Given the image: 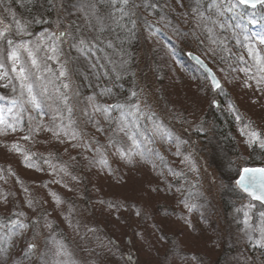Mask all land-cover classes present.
<instances>
[{"label": "snow or ice", "instance_id": "obj_1", "mask_svg": "<svg viewBox=\"0 0 264 264\" xmlns=\"http://www.w3.org/2000/svg\"><path fill=\"white\" fill-rule=\"evenodd\" d=\"M5 3L6 0H0V7ZM176 4L183 10L178 14L179 22L191 24L187 33L176 27L167 11H162L157 19L151 21L143 15V11L160 7L158 0H20V6L29 12L26 17H18L10 7H4L2 11L6 15L0 14V88L6 89L7 94L0 95V137L24 132L21 140L35 142V137L41 132L51 133L57 152L60 146H64V154L72 150L77 154H69V160L61 162L63 154L58 157L49 153L45 158L42 154L26 152L19 142L9 145L0 141V146L21 153L26 167L43 171L39 163L42 160L52 174L62 173L63 177L70 176L76 182L80 177L73 175L69 168L81 165L115 176L108 160L109 152L126 165L150 164L165 181V168L173 177L184 176L182 171L170 167L150 145L157 140L175 142L177 150L174 155L181 156L180 146L187 141L157 123L153 118L155 113L141 98L142 94L146 95L142 89L137 86L123 99L111 87L83 95V84L78 82L99 81L102 77L110 79V73L119 81L128 72L124 45L135 34L139 21L140 26H146L153 37L160 35L164 43L158 40L157 44L161 47L171 41L165 29H171L177 37H195L205 57L204 60L197 57V62L208 91L215 95L224 92L218 72L225 74L226 79L229 72L243 73L240 86L252 92V102L258 103L264 98V31H247L249 24H264V14L257 17L255 11H248L257 9L258 5L264 9V0H191L186 9L184 0H176ZM163 8L176 11L171 0H165ZM236 29H241V32L238 34ZM226 32H231V38L225 35ZM230 39L244 47L248 59L232 52ZM169 54L174 53L170 50ZM210 64L215 66V71ZM87 87L92 88L93 84L89 82ZM104 97L112 102L100 99ZM209 106L220 107L215 97ZM228 111L238 122H243L240 133L246 137L245 143L264 150V132L242 116L234 103ZM45 115L49 118L48 123L44 122ZM144 120H150L151 127L146 126ZM196 131H206L203 122L196 126ZM100 136L104 137L103 142ZM53 160L58 162L54 164ZM181 162L187 164L190 171L196 170L190 156H184ZM6 171L15 175L11 168H0V179L4 178ZM237 175L236 186L252 200L264 204V167L242 166ZM62 178L52 182L61 183ZM117 181L120 182L119 178ZM150 190L159 191L158 188ZM23 191L29 193L27 188ZM8 195L0 193V202L9 203ZM52 195L55 197L54 193ZM56 202L58 205L61 203L58 197ZM183 202L191 211L193 205L187 200ZM98 203L106 207L109 215L119 213L121 209L135 208L133 214L136 217L144 221L149 218L134 201L101 199ZM26 204L35 210L33 199L28 198ZM15 207L18 205L14 204ZM46 215L29 219L23 210H14L9 216L0 217V264H76L70 242L63 234L53 231L52 222ZM116 219L119 220L120 216L117 215ZM65 220L79 235L80 224L79 221L73 222L71 211ZM249 220L246 212L245 235L254 245L264 248V212L260 213L257 226ZM84 227L83 239L87 240L92 234L98 246L106 247L96 228ZM41 229L47 230V235ZM29 230L31 237L27 235ZM155 231L163 230L159 224H154L153 234ZM254 233H258V237ZM133 234L139 235L135 230ZM21 238L23 247L17 243ZM128 259L131 261V256ZM192 261L203 264L197 256H193ZM185 264H191V261L186 260Z\"/></svg>", "mask_w": 264, "mask_h": 264}, {"label": "rangeland", "instance_id": "obj_2", "mask_svg": "<svg viewBox=\"0 0 264 264\" xmlns=\"http://www.w3.org/2000/svg\"><path fill=\"white\" fill-rule=\"evenodd\" d=\"M171 3L176 11H183L176 4V0ZM184 3L186 9L189 2L185 0ZM2 9L0 7V14L6 15ZM190 26L191 24H185L177 28L187 33ZM146 29L145 26L139 27L140 34L142 33L139 37L142 50L136 60L134 80L128 84L129 89L135 90L137 86L142 89L146 95L142 94L141 98L149 105L150 111L155 113L153 118L157 123L165 126L174 136L187 141L180 146L181 156L174 155L177 150L175 142L165 143L157 140L150 145L165 158L170 167L178 172L182 171L184 176L173 177L165 168V181L150 164L126 165L109 152L108 160L115 170V176L99 172L97 168H69L73 175L80 177V181L76 182L70 176L62 178L63 174L56 178L47 164H44L43 168L46 172L26 167L22 161L23 155H17L16 152L0 146V168H11L15 173L13 175L6 171V176L3 175L4 178L0 181V193L10 194L9 203L0 202V215L14 208V204L18 205L14 210H23L29 219L47 214L46 218L52 222L53 231L63 234L70 242L69 247L74 252L76 264H185L186 260L195 264V261H192L193 256L201 258L203 264H264V248L254 245L248 239L244 225L247 212L249 223L257 226L264 207L244 193L238 197L234 189L237 188L235 182L238 175L235 176L238 170L242 166L247 167L251 159L249 153L252 149L245 143L246 137L240 133L243 122L234 118V132L229 134L232 137L224 146L216 133L214 119V115L222 119L224 113L228 114V118L233 117L228 109L234 103L242 116L252 121L257 130L264 132V98L258 103L252 102V92L240 86L244 79L243 73L229 72L226 79L225 74L218 72L224 92L215 95L208 91L201 69L191 63L192 61L178 64L166 46L157 44L161 39L160 35L153 37L150 30ZM167 30L171 41L181 50H185L187 55L194 52L204 57L202 47L198 46L193 35L177 37L171 29ZM229 47L235 50L233 44H229ZM233 53L236 56L244 55L245 59H248L242 45ZM157 59L160 69L155 67ZM233 63H236L235 60ZM164 64L168 65V70H163ZM210 66L216 70L214 65ZM233 76H238L239 79L232 80ZM213 97L219 108L209 106ZM46 118L45 121L48 120V117ZM202 122L206 131L198 133L196 126ZM143 123L151 127L150 120H144ZM22 136L19 132L11 133L7 137H0V141L9 145L19 142L26 152L41 153L45 158L49 153H54L56 142L52 141L51 133L41 132L37 138L38 142L21 140ZM99 138L103 142L104 138ZM60 148L63 152L64 146ZM74 152L76 153V150L69 154ZM255 154H258L259 158L263 157L261 161L264 160V150L257 147L255 153L252 151L253 157H257ZM184 156H190L195 171H190L188 165L181 162ZM68 160L69 155L66 154L61 162ZM52 162L55 164L58 161ZM157 163L159 164V161ZM88 175H92V180L97 182H93L96 188H91L90 193L86 194L84 180L88 179ZM60 177L61 183L49 185L51 180L61 179ZM23 188H27L29 193L25 194ZM152 188H158L159 191H151ZM188 192L194 199L190 200L193 203L198 201V198H203L200 201L203 202L204 213L197 215L185 206L183 201L187 199L183 197L186 198ZM195 195L197 196L194 197ZM56 197L62 200L59 205ZM87 197L88 202L85 201ZM28 198L36 202L35 210L27 207ZM101 199L134 201L146 211L149 218L144 221L136 217L133 214L135 208L121 209L119 213L112 212L109 215L106 207L98 203ZM188 203L190 204L189 201ZM226 209L235 215L227 216ZM70 211L73 222L79 221V235L65 220ZM117 215L120 216L119 220L116 219ZM154 224H159L163 231H155L153 234ZM85 225L97 229V235L106 247L98 246L92 234H89L87 240L82 238L86 230ZM134 230L139 235H134ZM41 231L47 235V230ZM27 235L31 237V230ZM253 235L258 237L259 234ZM17 243L19 247L24 246L22 238ZM19 247L16 249L17 254ZM124 255H130L134 263ZM85 256L90 259L85 260Z\"/></svg>", "mask_w": 264, "mask_h": 264}, {"label": "trees", "instance_id": "obj_3", "mask_svg": "<svg viewBox=\"0 0 264 264\" xmlns=\"http://www.w3.org/2000/svg\"><path fill=\"white\" fill-rule=\"evenodd\" d=\"M171 1H173V0H171ZM188 2L191 3V0H187V3ZM164 3H165V0H158V4L160 5V7H157L156 9H148L147 11H143V15H145L151 21V20L157 19L158 18V15L161 14L162 11H167L168 12V15H169V18L172 19V21H173V23H175L176 27H178L180 25H185V24H182V23L179 22L178 14L181 12V10H178V11L173 12L170 9H164L163 8V4ZM4 7H10L12 9V11L17 14L18 17H26V16L29 15V12L27 11V9L20 6V0H6V3L2 6V8H4ZM248 11H250V12L251 11H255L256 14H257V17H259L260 15L264 14V9H261L259 5L257 6V9H255V10L248 9ZM4 14H6V13H4ZM232 23L234 24L235 22H232ZM139 27H140V22L138 21V26L135 29V34L133 36H131V38L128 41H126V43L124 45V48H125V51H126L125 59L128 61V64H127L128 72L126 74H123L122 75V78L119 81L115 80L114 76L111 73L109 74L110 77H111L110 79L109 78H103L102 77L99 81H97L95 79H92L91 81H78V82H80V83L83 84V87H82V93H83V95H91V94H93V92H99L100 88H104V87H111L113 89V92L116 93V95H118L121 99L125 98L128 95L129 91L131 90V89H129V85L128 84L132 80H134L133 79V75H134V72H135V69H136V66H137L136 60H138V57H139V55L141 53V50H142V42L140 41V38H139L142 33L140 34ZM165 30L166 31H169L167 29H165ZM183 30H185L184 27H183ZM247 31L248 32H251V33H256V32L264 31V24H261V23H258V24H255V25L249 24L248 25V28H247ZM236 32L239 34L241 32V29H236ZM157 35L155 37H157ZM225 35L231 36V32H226ZM241 38H242V36H241ZM160 41L164 43L163 40L160 39ZM229 44H233L235 50L237 49V51L241 48V44H237L234 40H231L230 39ZM165 46H166V48H168L169 50H171V52L174 53V54H171V55H172V57L175 59V61L178 64L181 65V64H185V62H188V63L191 62V60L189 59L186 51L185 50H181L172 41L168 42ZM235 50H232V52H234ZM98 55H104V54L103 53H99ZM198 55L200 56V54H198ZM201 58L204 59V57H201ZM156 61L158 63L155 62V67L158 68V69H160L161 66H160V63H159L158 59ZM191 63H193V62H191ZM162 68H163V70H168L169 69L168 68V65L166 66V64H164L162 66ZM89 82H91L93 84V87L92 88L87 87V84ZM6 94H7V90L6 89H3V88H0V95H6ZM100 99H102V101H106V102H109V103L112 102V100L109 99V98H107V97L100 98ZM46 117H48V116L45 115L43 119H47ZM221 117H222V119L219 118L218 115L217 116L214 115L216 133H217L218 137L220 138V140L222 141L223 145L226 146L229 143V141H230V137H232L231 135L229 136V134L234 132V125H236V124H235V121H234V116L233 117L231 116V118H228V114H225L224 113V116H221ZM44 122L45 123H48V120L47 121L44 120ZM19 133L22 134L23 136L25 134L24 132H19ZM38 137H39V135L35 137V142H38L37 141V138ZM60 149L61 148L59 147V151L57 152V146H56L55 147V150H53V152L58 157L61 154H63L62 157H64V155H66V154H64V151L63 152L60 151ZM250 149H252V150H250V153H249L251 159H249L250 161L248 163V166H264V164H263L264 160H262V161L260 160L263 157L259 158L258 154L257 155L255 154L257 157H255V156L253 157V155H252V151L255 153L256 150H257V147H250ZM16 154L17 155H22L21 153H17V152H16ZM76 154L77 153L74 152L71 155L75 156ZM67 155H69V154H67ZM33 159L35 160L36 157H33ZM22 161H23V164H24V160H22ZM39 163H40L41 168H44L43 161L41 160V161H39ZM81 166H79V168ZM46 171L47 170H44V172H46ZM6 174H7L6 172L3 173L4 176H6ZM59 175H56V178H58ZM61 177H63V175ZM235 177H237V174H236ZM92 178H94V177H92V175L91 176L88 175V179L85 178V180H84V182H85V185L84 186L86 188V194H89L90 193V189L91 188H93V190L96 188V185L93 184V182L95 180L93 181ZM0 181H1V179H0ZM95 182H97V181H95ZM48 184H49V181L46 182V185H48ZM55 184L51 180V184H49V185L50 186H54ZM46 185H45V187H46ZM58 187L59 186H56V188L59 190L60 188H58ZM171 189L174 190V188H171ZM234 189L236 190V195L238 197L239 196L241 197V195H243V193L239 189H237L236 187H234ZM50 192H52V191L50 190ZM196 196L197 195H195L194 197H196ZM60 198H61V196H60ZM183 198L184 199H187L190 202V204L193 205L192 212L197 213V215H199L200 213H204L203 212V206H202L203 205V202L200 201L203 198H198L199 200L196 201L195 203H193L191 201H193L194 199L192 198V195L189 192H188V195H186V198L185 197H183ZM85 201L88 202L89 201V197H87V200H85ZM255 202H257V201H255ZM227 208L230 209V207H228V206H227ZM12 211H14V208H12L10 211L6 212V214L5 213L4 214H1L2 216L0 215V217H7V216H9L11 214ZM15 211H17V210H15ZM226 214H227V216L230 215V217H232L233 215H235L234 212L232 213L231 210H230V212H227V209H226ZM164 217H166V215ZM130 255H128V256L124 255V257H127V260H129L128 257ZM84 259L85 260H89L90 258L87 257V256H85ZM130 262L134 263L132 260ZM172 264H176V263L173 262Z\"/></svg>", "mask_w": 264, "mask_h": 264}, {"label": "water", "instance_id": "obj_4", "mask_svg": "<svg viewBox=\"0 0 264 264\" xmlns=\"http://www.w3.org/2000/svg\"><path fill=\"white\" fill-rule=\"evenodd\" d=\"M188 57L191 59V61L199 68V69H201V67H200V65H199V63L197 62V57H199L201 60H204L203 58H201L198 54H196V53H194V52H190L189 54H188ZM206 62V61H205ZM207 63V62H206ZM201 71H202V69H201ZM203 72V71H202ZM247 167H264V166H247ZM239 178V177H238ZM238 188V187H237ZM239 189V188H238ZM242 193H244L245 195H247L248 196V194L247 193H245V192H243L241 189H239ZM249 197V196H248ZM249 198H251V197H249ZM253 201H255V200H253ZM257 202H259V201H257ZM260 203V202H259ZM263 206H264V204H262Z\"/></svg>", "mask_w": 264, "mask_h": 264}]
</instances>
